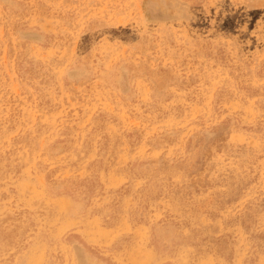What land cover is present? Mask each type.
Returning <instances> with one entry per match:
<instances>
[{"label": "rangeland", "instance_id": "rangeland-1", "mask_svg": "<svg viewBox=\"0 0 264 264\" xmlns=\"http://www.w3.org/2000/svg\"><path fill=\"white\" fill-rule=\"evenodd\" d=\"M0 264H264V0H0Z\"/></svg>", "mask_w": 264, "mask_h": 264}]
</instances>
